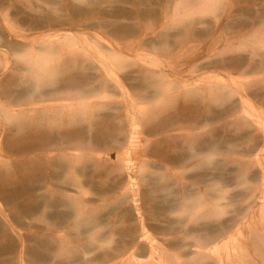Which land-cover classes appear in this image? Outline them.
<instances>
[{
  "label": "rangeland",
  "instance_id": "1",
  "mask_svg": "<svg viewBox=\"0 0 264 264\" xmlns=\"http://www.w3.org/2000/svg\"><path fill=\"white\" fill-rule=\"evenodd\" d=\"M0 92V264H264V0H0Z\"/></svg>",
  "mask_w": 264,
  "mask_h": 264
},
{
  "label": "bare ground",
  "instance_id": "2",
  "mask_svg": "<svg viewBox=\"0 0 264 264\" xmlns=\"http://www.w3.org/2000/svg\"><path fill=\"white\" fill-rule=\"evenodd\" d=\"M113 49H115L114 47H113ZM26 61V60H25ZM54 87H56V85H54ZM56 88H58V86L56 87ZM55 88V89H56ZM52 90H53V87H52ZM51 90V91H52ZM46 92H48V90H46ZM1 93V92H0ZM54 94V93H53ZM21 95V94H20ZM52 105V104H51ZM29 112V111H28ZM48 113V112H47ZM33 114V113H32ZM50 119V118H49ZM51 121V120H50ZM58 121V120H57ZM24 129V128H23ZM249 160V159H248ZM251 160V159H250ZM190 196V195H189ZM61 242V241H60ZM62 243H63V241H62ZM217 263V262H216ZM220 264V263H219ZM225 264V263H224Z\"/></svg>",
  "mask_w": 264,
  "mask_h": 264
}]
</instances>
